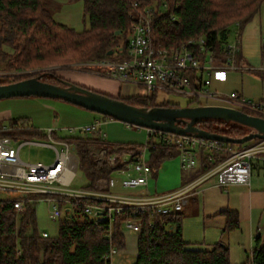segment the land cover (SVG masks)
Listing matches in <instances>:
<instances>
[{"label":"trees","instance_id":"trees-1","mask_svg":"<svg viewBox=\"0 0 264 264\" xmlns=\"http://www.w3.org/2000/svg\"><path fill=\"white\" fill-rule=\"evenodd\" d=\"M263 3L264 0H83L90 26L83 32H77L58 23L44 6V0H0V66L3 65L4 73L0 77V85L40 77L44 82L61 86L65 81L56 73L35 71L53 66L66 68L76 63L86 64L82 68L87 70L105 72V68L88 63L119 59L117 53L126 46L131 16L149 8L154 12L151 34L154 48L179 49L190 40L203 38L206 48L221 59L231 27H239L238 37L241 38L244 29L260 13ZM4 47L12 48L13 53L7 52ZM111 51L113 54L109 55ZM243 62V55L240 54L238 63ZM158 94L148 100L138 96L102 95L135 107L180 108L169 102L158 103ZM245 113L255 116L248 111ZM197 126L232 139L251 133L249 127L222 120H205ZM6 127L9 131L5 133L2 127L0 135L14 140L47 138V132L35 128L28 118L14 119ZM53 136L58 138L56 133ZM66 140L75 148L80 159L79 169L89 181L86 189L96 192L107 191L114 169L105 162H95L92 149L105 148L112 152L117 146L120 151L134 152L141 147L137 144H113L101 140L98 135ZM261 140L225 144L241 149ZM177 155L178 149L174 146L158 144L152 148L150 165L153 177H157L166 160ZM227 157L228 154L217 155L214 162L202 158L201 172ZM36 206V202L26 203L25 211L18 215L11 201L0 200V264H112V260L105 257L110 256L114 249L119 251L126 247L123 224L135 218L131 212L117 215L110 231L109 221L96 222L84 214L83 207L76 205L72 218L65 215L58 220L57 236L45 238L38 226ZM222 215L227 220L224 234L240 228L238 212L226 210ZM142 221V229L137 234L135 264H232L229 247L224 242L211 249H202L194 248L184 240L183 212L156 216L152 220L144 216ZM254 242L251 259L244 264H264V227Z\"/></svg>","mask_w":264,"mask_h":264},{"label":"built area","instance_id":"built-area-1","mask_svg":"<svg viewBox=\"0 0 264 264\" xmlns=\"http://www.w3.org/2000/svg\"><path fill=\"white\" fill-rule=\"evenodd\" d=\"M132 24L126 46L118 51L119 59L103 60L88 65L105 68L98 75L117 80L122 85V96H126L127 87L137 88L134 96L148 98L151 95L165 92L186 95L193 100H212L216 105L250 112L264 118V101L252 102L239 93L219 95L211 90L212 75L215 72L248 70L238 63L242 54V41L237 37L233 42L228 39L224 44L221 59L215 57L212 50L206 48L203 38L190 40L179 49L159 50L151 41L154 12L152 8L137 11L131 16ZM264 41V37L262 38ZM86 64L80 63L78 66ZM0 72V77L3 75ZM208 102V101H207ZM101 121L81 128L69 129V136L55 138V130H48L45 141H14L9 136L0 135V194L6 195L0 200L11 201L16 212L25 211L26 203L45 204L49 218L59 220L65 215H75V207H83L84 214L96 222L109 221L112 228L117 215L131 212L135 218L125 221L123 228L138 234L142 229V217L152 220L156 216L172 215L183 212L189 197L202 189L203 185L213 181L219 187L230 185H250L254 164H264V139L243 147L232 148L224 142L207 140L195 135H177L148 129L149 142L134 152L120 151L114 146L112 152L105 148H93L95 162H105L114 170L105 192L86 189H71L74 177L79 172L80 159L75 148L66 140L70 137H86L98 132ZM6 133L7 127L3 128ZM101 140L107 141L106 135L98 134ZM158 144L174 146L178 149L181 168L184 172H193L202 168V158L209 162L215 156L228 154L226 160L207 171L202 172L192 182L168 193L142 195L115 193L120 185L123 189H143L149 186L153 178L150 160L147 153ZM27 146L48 148L53 151L52 162H29L21 157ZM42 236L50 237L48 231ZM117 253L114 249L106 260H113Z\"/></svg>","mask_w":264,"mask_h":264},{"label":"rangeland","instance_id":"rangeland-1","mask_svg":"<svg viewBox=\"0 0 264 264\" xmlns=\"http://www.w3.org/2000/svg\"><path fill=\"white\" fill-rule=\"evenodd\" d=\"M44 6L48 9L54 19L63 25L75 29L77 32H83L89 29V19L84 13L83 0H44ZM254 24L258 26L264 35V3L261 6L260 13L254 19ZM251 22L247 27H249ZM246 28L244 29V31ZM256 30L257 27H256ZM239 35V27L233 25L231 27L230 40L235 41ZM248 38V37H247ZM250 41V44H249ZM249 44V46H248ZM9 53H13L10 47H4ZM243 54L246 57L245 66L248 70L231 71V72H215L212 75L211 90L217 92L219 95H230L231 93H243L247 100L252 102L264 101V41L261 45L257 43V38L254 40L252 36L249 40L243 43ZM80 63L73 64L66 68L53 66L40 71L43 74L56 73L65 82H72L82 85L87 89H92L96 92L107 94L109 96H118L119 86L118 81L108 77L98 75L94 71L78 66ZM3 70V65L0 66V72ZM30 74V73H29ZM30 79V78H29ZM64 84V83H63ZM100 86V87H98ZM137 88L133 85L127 87L126 96H134ZM148 98H142L148 100ZM1 108H10L14 113L20 117H27L31 123L38 129L49 130L53 129L59 136H69V129L81 128L94 124L96 121H101L99 131L89 133L88 136L98 135L103 133L106 139L113 144H137L141 147L146 146L149 142L148 129L138 128L135 125L126 124L113 118L103 116L99 113L89 111L77 105H74L65 100L49 99L41 97H15L0 100ZM208 101V102H207ZM157 102H169L178 105L180 108L187 106H196L202 104H215L212 100L199 99L193 100L186 95L176 93L161 92L157 95ZM23 140L45 141L46 139L27 138L14 140L16 142ZM21 157L24 161L29 162H52L53 151L37 146H27L22 150ZM150 154L147 153V161L150 160ZM253 170L258 168L257 163H253ZM253 171V172H254ZM180 159L177 156L173 159L166 160L158 171L157 177H153L149 186L144 191L141 189H123L118 185L115 193L142 195L143 192L151 195L164 194L174 191L182 185V173ZM89 184L88 179L79 170L74 177L71 189L81 190ZM6 195L0 194V199L5 198ZM45 204H39L38 212V226L41 232L48 231L50 236H57L59 230L58 220L48 219L49 226H47ZM47 212V213H46ZM186 210L184 211V213ZM46 213V214H45ZM188 211L186 212V214ZM123 234L126 238V247L123 250L117 251L114 255L112 264H135L138 254V236L136 233L130 232L123 228Z\"/></svg>","mask_w":264,"mask_h":264},{"label":"crops","instance_id":"crops-1","mask_svg":"<svg viewBox=\"0 0 264 264\" xmlns=\"http://www.w3.org/2000/svg\"><path fill=\"white\" fill-rule=\"evenodd\" d=\"M254 21L249 27H246L241 37L243 65L246 64L243 43H247L251 36L253 40L255 37L257 38L258 44L261 45V42H263L264 35L261 27L259 29ZM256 27L258 30H256ZM118 86L120 91L118 96H122V85L119 82ZM241 95L244 96L243 93ZM19 118L27 117L16 115L10 108H1L0 128L8 126L12 120ZM28 120L30 121L29 118ZM30 124L35 127L31 121ZM200 174H202L201 169L193 172H183L180 187L192 182ZM185 210L188 211L187 214L184 213ZM226 210L238 212L240 228L234 232L224 234L227 220L222 212ZM183 214V237L192 247L211 249L220 242H224L229 247L232 264L246 263L248 259H251L252 251L255 248V237L259 235L264 227V164H258V168L252 174L250 185L219 187L213 181L203 185L202 189L189 197ZM46 218L47 226H49V213L46 214Z\"/></svg>","mask_w":264,"mask_h":264},{"label":"water","instance_id":"water-1","mask_svg":"<svg viewBox=\"0 0 264 264\" xmlns=\"http://www.w3.org/2000/svg\"><path fill=\"white\" fill-rule=\"evenodd\" d=\"M112 54L113 51L109 52V55ZM32 96L65 100L89 111L135 125L138 128L144 127L182 136L195 135L224 143L245 144L253 139H264V118L249 115L233 108L216 105L187 106L184 108L135 107L70 82H64V85L60 86L43 82L38 77L0 85V100ZM205 120L235 122L249 127L251 133L240 139L212 134L197 126L199 122Z\"/></svg>","mask_w":264,"mask_h":264},{"label":"flooded vegetation","instance_id":"flooded-vegetation-1","mask_svg":"<svg viewBox=\"0 0 264 264\" xmlns=\"http://www.w3.org/2000/svg\"><path fill=\"white\" fill-rule=\"evenodd\" d=\"M38 78L41 80V78H40V77H38ZM41 81H43V80H41ZM43 82H44V81H43ZM63 85H64V84H63ZM63 85H62V86H63Z\"/></svg>","mask_w":264,"mask_h":264}]
</instances>
